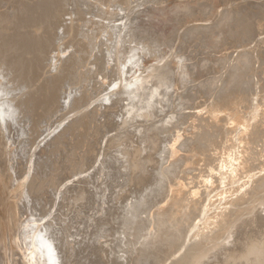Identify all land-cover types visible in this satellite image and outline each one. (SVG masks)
Returning a JSON list of instances; mask_svg holds the SVG:
<instances>
[{"label": "bare ground", "instance_id": "obj_1", "mask_svg": "<svg viewBox=\"0 0 264 264\" xmlns=\"http://www.w3.org/2000/svg\"><path fill=\"white\" fill-rule=\"evenodd\" d=\"M0 264H264V0H0Z\"/></svg>", "mask_w": 264, "mask_h": 264}, {"label": "rangeland", "instance_id": "obj_2", "mask_svg": "<svg viewBox=\"0 0 264 264\" xmlns=\"http://www.w3.org/2000/svg\"><path fill=\"white\" fill-rule=\"evenodd\" d=\"M133 1H135V0H133ZM151 3V2H150ZM149 5H151V4H149ZM118 12V11H117Z\"/></svg>", "mask_w": 264, "mask_h": 264}]
</instances>
